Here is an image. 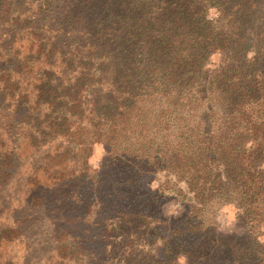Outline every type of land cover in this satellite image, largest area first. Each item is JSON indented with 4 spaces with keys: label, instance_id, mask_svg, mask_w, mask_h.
<instances>
[{
    "label": "trees",
    "instance_id": "obj_1",
    "mask_svg": "<svg viewBox=\"0 0 264 264\" xmlns=\"http://www.w3.org/2000/svg\"><path fill=\"white\" fill-rule=\"evenodd\" d=\"M183 1L119 0V6L128 3L134 14L144 12L146 19L139 27L123 17L97 22L96 12L76 16L68 11L66 18L80 24L83 32L66 31L63 36L71 42L69 48L74 42L82 49L69 50L64 57L70 66L77 63L75 58L85 59L80 63L87 61L88 71L79 73L78 89L68 100L63 91L57 93L67 89L54 84V78L45 73L44 79H35L42 80L31 86L36 104L24 120L42 116L34 129L42 128L55 140L69 132L68 136L81 137L94 132L103 142L100 172L89 188L91 206L104 209L94 247H101V255L110 248L106 257L113 256L111 262L175 264L184 258L185 264H264V11H237L226 28L227 14L221 6L216 7L214 22L206 9L213 1L188 0L192 7ZM257 2L264 9V0ZM183 19L195 21L208 33L206 42L194 47L196 60L186 65L188 71L177 60L181 44L156 49L161 56H174L172 61H134L143 35L166 36L173 22ZM119 38L127 42L123 54L113 43ZM213 53L220 58L210 71L205 64ZM129 62L143 68H136L145 71L142 81L128 74L129 65L124 64ZM1 76L6 90H17L8 73ZM14 111L21 117L22 111ZM65 158L60 154L55 162L62 164ZM159 172L182 181L186 191L176 184L147 188L145 177ZM67 177H60L64 181L57 201L77 209L82 185L77 175ZM168 194L189 202L179 222L160 213V201ZM224 205L239 213V230L218 228L215 212ZM81 230L68 219L57 233L56 250L62 258L87 260L85 253L94 241L81 239ZM140 241L146 244L142 248Z\"/></svg>",
    "mask_w": 264,
    "mask_h": 264
},
{
    "label": "rangeland",
    "instance_id": "obj_2",
    "mask_svg": "<svg viewBox=\"0 0 264 264\" xmlns=\"http://www.w3.org/2000/svg\"><path fill=\"white\" fill-rule=\"evenodd\" d=\"M115 1L116 3L114 0H47L45 5L44 0H0V264H122L108 260L113 257H106L110 248L101 255V247H94V237L100 233L96 225L103 220L104 209L98 204L91 206L93 190L89 188V184H94V174L100 172L99 164L105 151L103 142L94 132L82 137L77 133L68 136L72 133L69 132L67 137L55 140L51 138V133L42 128L38 132L34 129L37 122L43 120L42 116L38 117L39 120L34 117L24 120L23 116L28 115V111L34 109L36 104V93L31 94V86H38L42 80L35 79H44L45 73L54 78V84L59 83L60 87L67 89H59L57 93L63 91L68 100L78 89L79 73L88 71L85 69L87 61L80 63L85 59L75 58L77 63L70 66L68 56L64 57L69 50L82 49L80 44L74 42V46L69 48L71 42L63 36L66 31L83 32L80 24L66 18L68 11L78 13L76 16L96 12L97 22L109 23L123 17L127 24L136 22L137 27L146 19L143 11L134 14L128 3H125L128 7L119 6V0ZM195 1H198L195 2L197 4L201 0ZM211 1L214 2L213 5L206 6L207 18L215 22L218 19L216 7L221 6L227 14V19H224L226 28L227 20L231 21L237 11H264L262 7L258 8L259 0ZM183 2L190 6L188 0ZM173 24L172 33H167L166 36L159 32L143 35L140 55L134 61H145L144 65H152L163 58L172 61L174 56H161L160 53L156 54V49H173L181 44L183 51H180L177 60H181L184 65L185 71L183 69L182 72L188 71L186 65L189 67L196 60L194 47L205 43L208 33L193 20L183 19L180 24L176 21ZM230 24L228 23V27ZM133 41L131 39L128 42ZM113 43L117 44L116 51L121 54L125 52L123 46L127 42L122 43L119 38ZM219 58L217 53L211 54L205 68L214 70ZM124 65L126 68L129 65L128 74L133 80L142 81L145 71H137L136 68L143 69L139 64L129 62ZM3 73H8L10 84H18L17 90L5 89L4 78L1 81ZM116 77L120 78L121 73L118 72ZM17 91L21 94L16 93ZM26 95L27 100L24 98ZM16 107L18 111H22L21 117L19 113L15 114ZM131 121L134 123L136 118ZM60 154L66 156L62 164L55 162ZM71 173L79 177L82 185L79 193L82 202H78L77 209L67 202L57 201L60 189H63L60 188V183L64 180L60 177L63 175L66 179ZM176 180L172 175L159 172L145 177L144 184L152 191L160 185L169 187L172 184L186 191L185 184ZM188 205L187 200L168 194L160 201V213L173 222H179L187 214ZM238 214L232 205L220 207L215 212L218 228L221 231L234 228L239 230L242 224L237 218ZM68 219L75 221L76 226L80 225L81 239L94 241L92 248L85 253L87 260L77 257L78 260L74 262L72 259L62 258L56 250L57 233ZM137 245L142 248L146 244L140 241ZM113 249L116 250L114 245ZM175 264H185L184 258H178Z\"/></svg>",
    "mask_w": 264,
    "mask_h": 264
}]
</instances>
